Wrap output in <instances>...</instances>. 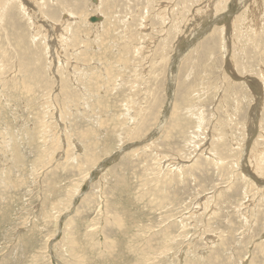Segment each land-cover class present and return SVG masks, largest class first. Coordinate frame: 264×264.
<instances>
[{"label": "rangeland", "instance_id": "rangeland-1", "mask_svg": "<svg viewBox=\"0 0 264 264\" xmlns=\"http://www.w3.org/2000/svg\"><path fill=\"white\" fill-rule=\"evenodd\" d=\"M0 264H264V0H0Z\"/></svg>", "mask_w": 264, "mask_h": 264}, {"label": "bare ground", "instance_id": "bare-ground-1", "mask_svg": "<svg viewBox=\"0 0 264 264\" xmlns=\"http://www.w3.org/2000/svg\"><path fill=\"white\" fill-rule=\"evenodd\" d=\"M71 14V13H70ZM71 17V16H70ZM94 17V16H93ZM98 18V21H100L102 18L101 17H97ZM51 74V73H50ZM45 83V82H44ZM190 114H191V112H190ZM194 114V113H193ZM190 141V140H189ZM211 154L213 153V152H210ZM217 156V155H216ZM213 157V156H212ZM216 158V157H215ZM218 158V157H217ZM217 160V159H216ZM219 160V159H218ZM190 239V238H189Z\"/></svg>", "mask_w": 264, "mask_h": 264}, {"label": "water", "instance_id": "water-1", "mask_svg": "<svg viewBox=\"0 0 264 264\" xmlns=\"http://www.w3.org/2000/svg\"><path fill=\"white\" fill-rule=\"evenodd\" d=\"M91 21H97L98 20V18L97 17H91V19H90Z\"/></svg>", "mask_w": 264, "mask_h": 264}]
</instances>
